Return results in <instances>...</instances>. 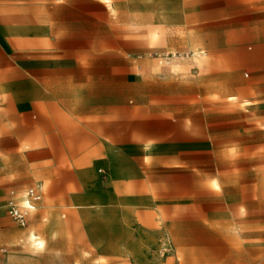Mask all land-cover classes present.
<instances>
[{
    "label": "rangeland",
    "instance_id": "rangeland-1",
    "mask_svg": "<svg viewBox=\"0 0 264 264\" xmlns=\"http://www.w3.org/2000/svg\"><path fill=\"white\" fill-rule=\"evenodd\" d=\"M212 1L170 0L172 29H185L189 39L197 24H210ZM104 2L113 10L114 0ZM50 3L0 0V264H264V103L246 113L255 120L238 136L243 143L212 144L210 111L199 123L200 113L188 110L172 113L186 119L185 129L166 128L169 135L150 145L147 158L132 149L118 157L109 141L106 154L85 147L89 129L74 121L69 74L74 55L89 57L93 49L56 46ZM100 57L88 60L89 71L125 70L112 56ZM158 66L209 82L210 58L197 51L172 50ZM194 92L181 91V101L201 102ZM50 100L58 107L53 123ZM209 102L204 90L202 103ZM36 133L65 158L31 164ZM35 180L43 181L45 198L22 228L7 215L6 197ZM226 235L237 250L224 245Z\"/></svg>",
    "mask_w": 264,
    "mask_h": 264
},
{
    "label": "crops",
    "instance_id": "crops-1",
    "mask_svg": "<svg viewBox=\"0 0 264 264\" xmlns=\"http://www.w3.org/2000/svg\"><path fill=\"white\" fill-rule=\"evenodd\" d=\"M50 1L52 22L58 25L53 31L56 46L93 49L89 57L81 51L74 55V69L69 74L74 121L89 129V139L83 142L85 147L98 146L99 153L106 154L109 141L115 145L118 157L132 149L142 154L143 159L147 158L150 145L162 143L169 135L166 128L175 125L185 129L186 119L172 113L188 110L200 113L197 115L199 123L203 122L202 112L210 111L212 144L245 141L238 136L244 137V130L255 120L246 113L260 112L264 103V0L253 4L235 0V5L231 0H213L207 12L210 24H197L189 39L185 29L171 27L170 0H114L113 10L104 0ZM237 16L246 19L239 21ZM73 23L80 27L73 29ZM176 32L178 35L174 34ZM106 48L112 50L106 52ZM172 50L176 53L197 51L210 58V72L205 78L208 84L202 78L187 79L185 74L161 70L160 57ZM107 55L124 65L125 70H88L86 63L92 56L100 59ZM109 89H114L115 93L108 95ZM187 89L198 93L201 102L188 105L181 101V91ZM204 90L210 94V102L205 104L202 103ZM239 98L250 104L234 102ZM37 101L36 110L43 115L42 102ZM48 107L53 123L58 107L52 100ZM59 118L64 119L65 115ZM259 120L263 122L264 116L259 115ZM197 134L204 136L201 132ZM199 142L208 143L203 139ZM31 143V164L36 167L47 160L65 158L55 155V149L48 147L38 133ZM39 184L43 186V198L31 213L28 226L44 201L43 181L35 180L23 191L11 189L6 197L5 210L12 192L22 203L24 194ZM220 239L230 250H237L230 242L236 240L235 237L226 235ZM250 248L254 250L253 246Z\"/></svg>",
    "mask_w": 264,
    "mask_h": 264
},
{
    "label": "built area",
    "instance_id": "built-area-1",
    "mask_svg": "<svg viewBox=\"0 0 264 264\" xmlns=\"http://www.w3.org/2000/svg\"><path fill=\"white\" fill-rule=\"evenodd\" d=\"M24 203L15 199V193H11V199L7 202L6 211L9 218L19 227L28 226L29 217L36 209V205L42 201L43 186L41 184L29 189L23 196Z\"/></svg>",
    "mask_w": 264,
    "mask_h": 264
},
{
    "label": "bare ground",
    "instance_id": "bare-ground-1",
    "mask_svg": "<svg viewBox=\"0 0 264 264\" xmlns=\"http://www.w3.org/2000/svg\"><path fill=\"white\" fill-rule=\"evenodd\" d=\"M24 201H25V198L23 197L22 198V202L24 203ZM30 239L33 241V243L35 244L36 247L42 248L44 246V242L43 241L42 242L41 241H37L38 237L34 233H32L30 235Z\"/></svg>",
    "mask_w": 264,
    "mask_h": 264
}]
</instances>
